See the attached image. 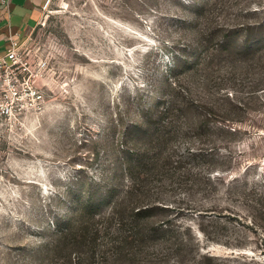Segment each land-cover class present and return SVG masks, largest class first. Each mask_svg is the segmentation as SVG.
I'll list each match as a JSON object with an SVG mask.
<instances>
[{
	"label": "rangeland",
	"instance_id": "obj_1",
	"mask_svg": "<svg viewBox=\"0 0 264 264\" xmlns=\"http://www.w3.org/2000/svg\"><path fill=\"white\" fill-rule=\"evenodd\" d=\"M22 44L0 264H264V0H50Z\"/></svg>",
	"mask_w": 264,
	"mask_h": 264
},
{
	"label": "crops",
	"instance_id": "obj_2",
	"mask_svg": "<svg viewBox=\"0 0 264 264\" xmlns=\"http://www.w3.org/2000/svg\"><path fill=\"white\" fill-rule=\"evenodd\" d=\"M48 0H11L7 18L0 13V56L6 53L10 37L25 43L30 31L39 23Z\"/></svg>",
	"mask_w": 264,
	"mask_h": 264
},
{
	"label": "built area",
	"instance_id": "obj_3",
	"mask_svg": "<svg viewBox=\"0 0 264 264\" xmlns=\"http://www.w3.org/2000/svg\"><path fill=\"white\" fill-rule=\"evenodd\" d=\"M10 1L11 0H0V13L4 15L5 18L10 14ZM49 1L50 0H48L47 3ZM22 45L23 44L14 37H10L6 53L0 56V82H2L1 80L4 75H13L12 78L5 81V85L9 89L7 96L12 99H19L21 97L19 91L21 81L16 71L23 65ZM24 92V96L32 101L31 105L33 107L43 102L41 94L30 82H25Z\"/></svg>",
	"mask_w": 264,
	"mask_h": 264
}]
</instances>
